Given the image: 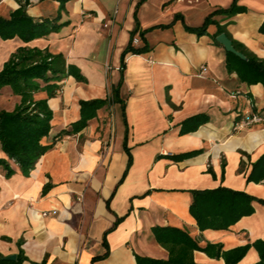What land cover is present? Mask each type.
<instances>
[{
	"label": "crops",
	"instance_id": "crops-1",
	"mask_svg": "<svg viewBox=\"0 0 264 264\" xmlns=\"http://www.w3.org/2000/svg\"><path fill=\"white\" fill-rule=\"evenodd\" d=\"M26 2L0 0V18L9 19ZM234 2L68 0L61 8L56 0L29 1L26 11L35 21L62 27L29 43L0 37V71L19 48H39L63 54L67 66L87 80L69 77L49 99L53 120L47 141L80 119V101L111 99L121 78L125 120L121 105L111 101L83 131L57 139L29 175L0 145V159L14 170L7 177L0 167V257L15 254L18 260L22 250L21 264L166 260L169 253L153 229L175 227L201 247H222L220 256L212 248L195 251L196 264H227L224 253L264 241V181L248 180L264 155V121L236 129L247 116L264 115V86L230 73L227 52L215 39L226 27L234 42L264 61V0H238L245 12L217 13L203 35L189 31ZM137 29L135 46L149 51L128 54L123 64ZM1 98L7 103L0 111L12 112L21 103L10 87L0 91ZM196 116L205 123L182 134L184 123ZM189 152L197 154L171 158ZM220 187L256 198L255 212L228 230L201 231L190 211L193 192ZM259 261L252 247L238 264Z\"/></svg>",
	"mask_w": 264,
	"mask_h": 264
},
{
	"label": "trees",
	"instance_id": "trees-1",
	"mask_svg": "<svg viewBox=\"0 0 264 264\" xmlns=\"http://www.w3.org/2000/svg\"><path fill=\"white\" fill-rule=\"evenodd\" d=\"M56 1H59L61 8H64L68 0ZM26 3L28 4L29 0ZM27 4H23L21 8L14 11L9 19L0 18V37L2 40L7 41L18 37L23 42L29 43L60 31L62 26L56 25L50 20L35 21L26 11ZM245 11L246 8L238 6V0H235L229 10H219L209 16L201 27L189 28V31L203 35L207 32L208 25L214 22L213 17L217 13H225L228 17H233ZM137 31L138 29L131 33V40L123 51V64L128 54L140 55L149 51L148 46L136 47L134 45ZM260 32L264 34V23ZM221 33H226L231 39L226 27L220 29L219 34ZM144 34L143 32V37ZM233 44L248 60L243 61L227 52L228 71L236 73L243 83L248 85L262 84L264 86V61L240 44L234 41ZM69 77H74L82 83L87 81L77 68L71 65L67 66L63 54H52L47 50L29 47L19 48L0 71V91L5 87H10L14 95L21 97V103L14 111H0V145L8 159L15 162L25 175H29L40 159L55 147L57 139L63 136L76 135L83 131L88 126L89 121L97 117L98 111L109 105L111 101L121 105L125 120L124 102L119 97L121 78L113 90L111 99L80 101V119L73 123L69 130L61 131L52 142H48L47 138L50 136L53 120V111L49 107L48 101L57 95L61 88L60 83ZM41 92H46L48 98L36 100V94ZM203 123H205V118L202 116L191 118L184 123L181 133L195 132ZM195 154L197 152H189L171 156V158L182 160ZM131 164L130 161L129 167ZM0 167L6 171L7 177L14 174V170L7 159H0ZM248 180L264 181V155L253 164ZM255 201H257L256 198L247 193L220 187L215 190L193 192L190 211L201 231L228 230L242 218L254 214L253 203ZM262 203L264 202L262 201ZM153 233L157 243L168 251L169 257L166 260L139 257L138 264H196L193 253L195 251L210 252L211 248L216 249L217 256H220L221 246L207 245L201 247L199 240L186 230L175 227H155ZM252 247L258 251L260 256V261L256 264H264V241L261 240L253 245L224 253L223 256L227 264H238ZM22 253L21 250L18 260L15 262L0 257V264H21Z\"/></svg>",
	"mask_w": 264,
	"mask_h": 264
},
{
	"label": "water",
	"instance_id": "water-1",
	"mask_svg": "<svg viewBox=\"0 0 264 264\" xmlns=\"http://www.w3.org/2000/svg\"><path fill=\"white\" fill-rule=\"evenodd\" d=\"M216 42L223 46L226 52L231 53L238 58H240L243 61H247V57L239 50L236 49V47L233 44V41L227 36L226 33H221L216 37ZM7 261H16L17 255L13 254L10 256H7L4 258Z\"/></svg>",
	"mask_w": 264,
	"mask_h": 264
},
{
	"label": "built area",
	"instance_id": "built-area-1",
	"mask_svg": "<svg viewBox=\"0 0 264 264\" xmlns=\"http://www.w3.org/2000/svg\"><path fill=\"white\" fill-rule=\"evenodd\" d=\"M30 4L33 2H36L37 0H29ZM139 43V39L135 38L134 39V45H137ZM264 121V115L261 114H254V115H249L247 116L242 122L236 125V129H242L246 126L255 124V123H261ZM47 214H43V216H46Z\"/></svg>",
	"mask_w": 264,
	"mask_h": 264
},
{
	"label": "rangeland",
	"instance_id": "rangeland-1",
	"mask_svg": "<svg viewBox=\"0 0 264 264\" xmlns=\"http://www.w3.org/2000/svg\"><path fill=\"white\" fill-rule=\"evenodd\" d=\"M7 101H6V98H1L0 99V107H2L3 104L6 105Z\"/></svg>",
	"mask_w": 264,
	"mask_h": 264
}]
</instances>
